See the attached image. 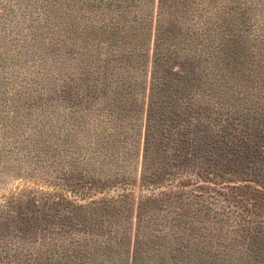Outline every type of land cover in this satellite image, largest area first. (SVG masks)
<instances>
[{
	"label": "rangeland",
	"instance_id": "obj_1",
	"mask_svg": "<svg viewBox=\"0 0 264 264\" xmlns=\"http://www.w3.org/2000/svg\"><path fill=\"white\" fill-rule=\"evenodd\" d=\"M191 1L212 17L226 4L253 32L227 25L226 47L209 25L202 57L190 44L154 75L153 18L140 44L132 17L111 31L83 14L67 78L41 77L35 57L10 65L0 34L1 71L35 82L16 142L0 140V264L64 239L94 258L68 264H264V0Z\"/></svg>",
	"mask_w": 264,
	"mask_h": 264
},
{
	"label": "trees",
	"instance_id": "obj_2",
	"mask_svg": "<svg viewBox=\"0 0 264 264\" xmlns=\"http://www.w3.org/2000/svg\"><path fill=\"white\" fill-rule=\"evenodd\" d=\"M197 6V3L191 0H0V34L3 33L4 37L6 36V39L9 40V49L14 50L10 65H14L16 62L18 66H23L25 60L22 61V57L24 59L35 57L40 60L37 72L40 70L39 73H41L42 69L57 68L56 71L59 74L63 73L67 78L69 68L75 67V63H73L76 61L75 54L79 55V53L74 50L72 56L67 55L66 57L61 51L65 50L64 52L69 53L68 36L70 37L69 33L72 30L76 35L82 36L83 34V28L79 32L74 27L73 18H81V15L86 14L87 18L95 17L100 21L101 27V21H103V29L113 31L132 17L135 26H131L129 29L131 28L136 33L135 35H138L140 44L145 41L143 38L145 25L149 23V19L153 18L157 35L154 36V39L150 37L154 43L153 54L156 57L153 60L152 70L154 75H160L163 65L166 64L160 60L171 59L174 56L182 55L185 50H191L185 46L194 45L196 57L203 56L208 44L215 40V37L210 34L214 28H210L209 25L217 27L224 25L223 33L227 36L224 39L226 47L229 45L228 42H235L234 29L231 30L227 25L243 27L242 31L246 34L253 32V26L248 21H244L241 15L240 17L237 15L226 17V4L220 7V11L215 17L208 13V9H204V12H207L206 15L201 14L197 11ZM197 21L202 28L195 29ZM92 27L93 29L89 27L88 29H97L96 24ZM120 29L128 31L125 27H120ZM131 29L130 31H132ZM221 36L224 37V35ZM238 37L242 38V33ZM216 46L213 52L216 50ZM133 56L139 57L136 53ZM0 60L1 63L5 61L1 58ZM24 69L27 70V67ZM1 70L2 68L0 69V140L16 142L17 138L12 137L14 135L10 132L18 123L13 124L14 120L20 119L17 116L19 117L20 112L24 110L18 100L22 98L23 92H27L29 97L31 96L29 91L34 90L32 85L35 82L29 74L27 78H25L26 76L19 78L17 72L6 76V73ZM28 71L30 70L28 69ZM59 76L61 77V75ZM41 77H44L42 73ZM153 79H156V76ZM44 80L41 78V81ZM65 80L59 78L53 83V91H56ZM43 87L42 90L48 88L45 85ZM8 89H11L12 92ZM31 98L25 103V110H29L34 104L30 101ZM40 112L41 115L44 114L42 108ZM25 115H30V113L27 112ZM26 122L29 127H34L33 124L29 125V119ZM6 134L7 137H5ZM4 151L6 152V150ZM0 152L2 151L0 150ZM65 241V239L60 240L59 243L57 240L50 241L46 247L41 246L24 258L20 257L19 264H68L70 259L79 258L86 262L94 259L91 256L92 253L86 250L68 251Z\"/></svg>",
	"mask_w": 264,
	"mask_h": 264
}]
</instances>
